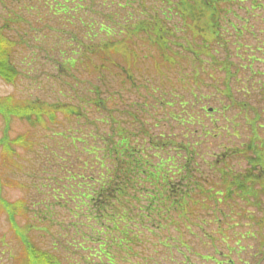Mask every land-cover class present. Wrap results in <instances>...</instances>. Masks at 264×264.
Listing matches in <instances>:
<instances>
[{
  "label": "rangeland",
  "instance_id": "374dc122",
  "mask_svg": "<svg viewBox=\"0 0 264 264\" xmlns=\"http://www.w3.org/2000/svg\"><path fill=\"white\" fill-rule=\"evenodd\" d=\"M254 1L264 5V0ZM243 5L247 6L249 3ZM27 7L29 9H26ZM95 9H98L97 3ZM48 14L41 0H0V37L6 43L8 47L6 49L10 53L11 59L14 60L20 75L13 84H6L0 78V97L9 95L14 101L35 98L48 103L68 101L70 94L67 92L68 87L65 84L58 83L57 75L54 74L56 71L51 61V59L57 58V53L46 50L51 46L53 48L56 46L57 35L60 37L64 36L60 33L63 25H61V17L55 18L56 16L51 17ZM238 14H241V12H238ZM261 15L263 16L259 19H264V14ZM103 18L105 19L104 16ZM259 19L255 21V29H258L259 24H263ZM51 27H57L59 30H52L50 29ZM64 28L69 29L67 27ZM129 29L130 27L124 28L122 33L125 35L116 36L115 34L111 36L115 41H120L115 46L126 49L127 44L130 47L129 52L136 51L138 56V60L134 61L131 55H127V58H123L120 54L110 55V58L116 64L110 68L109 74L106 75L109 79V91L112 92L108 99V105L111 107V118L116 120L125 131L136 135V139L134 141L131 140L133 141L132 145L143 148L142 152L152 149V147L150 148L151 135H153V147L155 145L160 146L167 136H169L168 140L165 141H170L177 147L192 146L193 140H196L198 142L197 151L200 152L198 155L199 169L203 170L201 177L209 181L204 186L212 190L221 189L220 183L218 181L215 182L216 176L213 171L209 170L208 167H204L202 160H205L206 163H210L211 160L207 154L214 158L218 155L226 154L229 149H232L231 147L239 146L241 143L247 145L256 144L257 146L264 140V131L257 127V122L254 123L252 120L254 113L264 106V101H259L257 90H248L249 88H247V92H245L243 86H241L245 84L244 79L246 80L247 73H244L246 72L244 69L236 68L237 61L240 60H237V57L232 54L234 36L232 34L227 35L230 38L225 43H222V49L220 44L218 45L220 49L218 53L211 49L215 42L208 45L209 49L207 48L206 50L209 52L208 57L213 58L216 55V60L220 61L216 67H213L208 57L206 58L205 55L201 54L203 52L200 48L202 41H196L190 46L198 54L199 62L193 63L191 59L195 55L185 56L183 54L186 52L181 49L178 54L180 58L186 57L184 66L177 64L178 66L167 69L164 66L166 64L161 61L157 51L145 42L147 38L145 36L142 38V35L132 36L128 32ZM179 41L184 42L183 39ZM112 46L109 45L108 49L111 50ZM231 55H233V58H231ZM30 57L32 58L27 66L19 64L22 58L29 59ZM91 58L95 59L94 56H91ZM180 58L177 59L180 60ZM245 58L243 55L244 62ZM125 59H128L129 63ZM224 59L227 62H224ZM221 61L228 65L229 77H227L224 68L220 69ZM253 65L257 66L256 62ZM234 66L236 69H234ZM131 67L133 68L131 69ZM120 68L128 71L132 75L131 79L127 78ZM185 73H189L186 81L187 85H181L179 81L184 78ZM165 74H168L170 78L168 79ZM190 74L199 76L194 79ZM88 78L92 79L93 75ZM95 80V78L92 79V81ZM82 91L84 92V90ZM86 93H88L87 89ZM168 97L169 99H162ZM205 99H207L206 102L204 101ZM169 100L170 102L180 100L181 103L180 110H176V105L175 110H173L175 111L173 116L168 114L172 107H164L169 106ZM73 102L76 104L75 100ZM183 104H186V106H183ZM201 105L204 106L206 112L204 110L201 111ZM208 107L213 108L214 111L208 113ZM179 112L183 113L182 116L186 117V121H191V116H195V114H202L200 123L195 121L183 122V118L177 119L183 123L175 121L173 118H177ZM245 116L247 120H244ZM57 118L56 124H46L44 126L46 128L32 127L24 120H19L18 118L11 119L8 131L9 137L13 138L17 134H22L26 137L31 135L33 138L31 140L35 146L33 152L17 147L18 154L14 164L19 165V170L12 163L9 164V158L0 147V181L4 182L3 186L0 183V264H44L45 256L38 253L35 255L31 254L24 242L25 240L27 244H31V242L36 244L41 252H47L56 259L60 258L63 264H98L96 258L90 257L86 262L85 260L81 261L76 253H69L66 249V241L74 240L75 231H65L63 227L61 229L57 228L58 231L55 228V231H42L43 229L40 227L44 225V222H40L34 213L35 209H42L41 213H44V206L41 202H44L47 198L51 200L49 195H46V189L41 186L45 181L44 178L48 176L45 174L48 168L44 162L46 152L44 144L48 143L56 146L57 144L52 142L49 137L57 138L58 136H55V134L72 123L71 118L62 115V113H58ZM226 119H231L230 124L240 134L238 140L232 135L233 130L228 134L226 128L221 131L218 130L217 136L212 133L213 137L201 136L196 138L197 130L214 129L216 131L217 128L224 126ZM113 120L107 121V125H100L99 132L111 134L116 126ZM259 122L264 123L262 120ZM3 128L4 120L0 117V137ZM253 128L255 129L254 134L251 132ZM69 138L73 141H83L80 136L75 134H71ZM124 140H128L126 134ZM86 147L84 142V147L81 146V149L85 152L87 151ZM245 147L241 145L240 148L236 149H245ZM248 150V148L245 149V156L249 158L252 157L253 152ZM227 159L229 164L235 163L234 159ZM152 161L155 162V159ZM240 163L244 165V169H246V165L248 166L247 163ZM86 165L84 162L81 168H85ZM53 168L55 169V166ZM221 169L226 170L225 166H222ZM74 175L76 176L77 174ZM89 177H83L80 183L84 185L88 182ZM7 178L13 180V182L16 180V182L12 185H6L8 183ZM142 190L144 191V188ZM75 194L79 196L78 191ZM229 197L231 196L228 193L227 199L216 202L208 199L202 200V197L196 196L195 205L188 206V209L193 210L188 212V209H183V212L178 215H184L183 217L181 216L182 219H190V223L188 221L185 222L188 225L190 224L188 229L178 223L176 220L178 216H173V224L171 222L165 228L156 229L155 226H152L153 235H151V231H147L143 242L132 248H127L129 250L128 254H124V251H119L114 256L115 264H205L198 258V254L204 255L212 251V248L206 247L204 243L209 242L205 235H213V232L217 241L211 242V245L217 247L216 254L218 249L222 252L227 249L228 252H234L230 255H232L236 264H264V202L258 204V211L252 207H246L247 210H252L256 213V217L253 218V221H250L239 218L237 214L235 216L231 214V212H235V209L232 208ZM2 200L4 201L1 202ZM17 201L24 202L22 204L26 205V213L25 210H21V212L19 211L13 217H10L11 219H8L10 212L4 211L1 203L7 204L6 210H8L9 204L10 210L13 208L10 204ZM137 201L139 205L142 204L140 206L147 204L144 199L143 201ZM33 202L36 203L35 206L32 205L34 204ZM63 205L55 208L57 220L60 221V224L68 222L70 218L68 208L70 207L78 209V211H75L74 217H71L76 220L79 213V204L65 203ZM134 211L136 212V209ZM245 211L241 210L238 212L244 213ZM252 211L247 213L250 214ZM170 217L172 218V215ZM30 221L34 224V229L30 231H13V228L26 229V225ZM247 230L253 236L250 238L244 237L241 243L250 246V249L249 247L245 249L241 245V237H239V233ZM220 231H224L226 243L229 245L224 246L222 242H225V240L223 238L220 241L218 237ZM57 233L58 239L63 243L62 245L53 241ZM93 236L96 238V234ZM95 238L93 244H89L92 246L91 254L94 253V249H97L96 247L99 245V240H95ZM163 240L164 242H162ZM167 246L170 251H168ZM56 254L59 255V258ZM216 254L215 257L217 258ZM185 258L186 261L183 262ZM46 261L50 262V260ZM100 264L103 263L101 262Z\"/></svg>",
  "mask_w": 264,
  "mask_h": 264
},
{
  "label": "trees",
  "instance_id": "16d2710c",
  "mask_svg": "<svg viewBox=\"0 0 264 264\" xmlns=\"http://www.w3.org/2000/svg\"><path fill=\"white\" fill-rule=\"evenodd\" d=\"M96 3L98 9H95ZM246 3H251L250 7L244 8L240 5ZM58 4L53 6L52 13L64 16L62 19L75 18L71 12H78L76 17L83 14L89 20L79 18L80 27L87 26L88 31L81 37L74 33L70 48L58 49V58L51 59L58 83L68 87V101L48 103L38 98L14 101L11 96L0 97V116L5 121L0 146L9 158V164L12 163L19 170V165L14 164L17 157L16 147L33 152L35 146L31 135L26 137L17 134L13 138L9 137L11 118L24 119L30 126L42 128H46V124H56L58 113L71 118L72 123L55 134L57 138L49 137L56 146L44 144V162L48 168L45 174L48 176L44 178L41 186L46 189V195L51 200L47 198L41 202L44 213H41L42 209H35L34 213L40 222H44L40 227L42 231H55L54 228L57 230L62 227L65 231L73 229L76 238L66 241V249L76 251L85 258V262L92 257L98 260V264H115L114 256L119 251L128 254L127 248L143 242L147 231H151L153 235L152 226L160 229L171 222L173 224V216L177 217L183 209L194 206V197H201L203 191L198 175L199 151L196 140H193L192 146L181 147L170 141H162L160 147L142 152L143 148L132 145L136 135L125 131L111 118L108 99L112 92L109 91V79L106 75L116 64L109 61V55L112 52L127 58L130 49L129 46L122 50L113 47L108 49L114 40L111 36L123 34L124 28L130 27L128 32L132 36L142 35V38H147L145 42L157 51L161 61L166 64L165 68L171 69L178 66L177 64L183 67L186 57L180 58L179 50L183 49L185 56L193 54L198 57L190 44L202 41L201 54H205L207 45L220 36L223 29L219 25L220 20L222 23L226 20L225 26H230L228 15L231 12L254 13L257 9L264 12V7L262 4L252 3V0H61ZM238 4L240 6L237 9L230 7ZM50 29L53 30V27ZM182 39L184 42L179 41ZM63 42L67 45L68 40ZM6 48V43L0 37V77L8 83H14L20 75ZM46 50L55 52L52 46ZM90 55H97L98 60L90 63ZM130 55L134 56V51H130ZM125 60L129 63L128 59ZM194 61L195 59L192 60ZM28 63L26 60L19 64L27 66ZM120 69L131 79L132 75L128 71ZM84 72H92L89 74L96 80L80 79L79 75H85ZM171 106L175 110L176 105ZM109 118L116 124L115 128L111 134L100 133L99 126L107 125ZM71 134L80 136L83 141L71 140ZM125 134L128 140H124ZM197 137L200 136L196 135ZM152 138L153 135L150 141ZM164 139L168 140L166 137ZM84 142L87 146L85 152L81 149ZM84 162L87 165L81 168ZM87 176H90L88 182L84 185L80 183ZM15 182L16 180H12L11 183ZM223 184H226L223 185L226 193L230 190L235 192L229 177ZM247 188L249 193L253 191L251 186ZM77 191L79 196L75 194ZM226 196L223 197L226 199ZM143 199L147 204L140 206L142 204L139 205L137 200ZM20 202L18 204L25 210L26 205ZM216 202H221V199ZM33 203L35 206L36 203ZM65 203L79 204V213L76 220L69 218L66 224H60L55 208L60 204L62 207ZM15 209L16 207L13 212L17 210ZM76 210L78 211L70 208V215L73 216ZM192 210L188 209V212ZM7 212H10L9 209ZM181 216L176 218L178 223L189 227L190 219H182ZM33 227L34 224L30 221L25 231H30ZM15 231H20V228H15ZM94 238L99 240V245L91 254L92 246L89 244H93ZM53 241L63 244L58 239V233ZM212 241L216 242L217 238L213 237ZM24 242L31 254L44 255L46 264L56 262V258L47 252H41L36 244H27L26 240ZM208 246L212 251L205 258L214 261L217 248L210 244Z\"/></svg>",
  "mask_w": 264,
  "mask_h": 264
}]
</instances>
